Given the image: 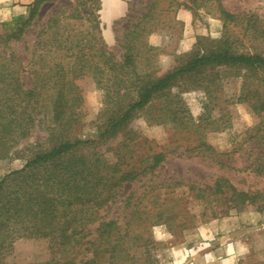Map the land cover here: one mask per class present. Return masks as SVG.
<instances>
[{"label":"trees","instance_id":"obj_1","mask_svg":"<svg viewBox=\"0 0 264 264\" xmlns=\"http://www.w3.org/2000/svg\"><path fill=\"white\" fill-rule=\"evenodd\" d=\"M48 1L54 0H34L25 14L0 24V161H24L21 168L0 178V236L10 242L23 237L49 238L54 252L44 264H154L159 243L152 230L167 224L172 231L169 224L176 216L166 206L168 198H162L166 193L156 192L153 185L139 196L131 192L122 201L127 213L122 224L107 215L125 184L151 174L166 154L153 153L145 161L137 160L134 139L116 149L113 161L89 150L95 141L76 134L85 115V94L97 89L107 104L116 103L103 120L100 136L105 137L124 128L138 111L151 108L178 80L204 73L206 84L200 89L210 96L216 91L213 68L257 73V83H243L238 102L258 118L246 130L252 131L249 140L255 138L261 145L248 167L264 177V50H240L231 29L240 27L253 42L264 45V21L250 13L229 12L221 0H201L217 7L222 35L205 44L199 40L191 52L177 54L170 70L157 74L159 49L147 36L159 26L177 23L174 14L180 8L192 9L187 0L127 1L129 13L135 15L127 16L133 21L131 27L117 32L119 57L99 36L101 0H72L39 28L25 69L12 44L23 40ZM24 74L29 75L30 85ZM167 111L173 115L171 104ZM45 120L50 146L40 142L22 146ZM175 121L181 124L178 131L182 133L184 120L179 116ZM187 133L191 134L190 129ZM235 151L252 153L243 146ZM191 189L194 199L203 197L200 187ZM212 189V195L228 194L234 207L257 205L264 211V188L243 191L218 178ZM211 215L216 217L217 212L212 210Z\"/></svg>","mask_w":264,"mask_h":264},{"label":"rangeland","instance_id":"obj_2","mask_svg":"<svg viewBox=\"0 0 264 264\" xmlns=\"http://www.w3.org/2000/svg\"><path fill=\"white\" fill-rule=\"evenodd\" d=\"M118 1L121 15L107 22L100 17L99 30L103 43L117 57L122 52L115 40L117 32L131 27L133 21L127 20V16L135 15L129 13L127 1L135 3L136 0ZM69 3L72 0L45 2L34 26L23 40L12 44L25 69H28L39 28L56 9ZM187 3L192 9L180 8L174 14L177 23L159 26L147 36L149 43L159 49L155 57L157 74L170 70L177 54L191 52L199 40L205 44L223 33V22L213 2L197 0L191 3L187 0ZM221 3L229 12L250 13L264 21V0H221ZM17 4L16 0H0V24L12 19L9 8ZM182 12L186 15H181ZM231 29L236 34L240 50H264V45L253 42L240 27ZM212 71L216 76L213 87L216 91L210 96L200 89L202 83L206 84L202 80L204 73L178 80L168 94L156 99L151 108L138 111L124 128L105 137L100 136L103 120L116 103L107 104L103 92L97 89L85 94V115L76 127V134L83 140L95 141L89 150L113 161L116 149L134 139L136 151L133 155L137 160L145 161L153 153L166 154L165 160L151 174L125 184L107 215V218H118L122 224L127 216L122 201L131 192L139 196L153 185L156 192L166 193L162 198H168L166 206L176 216L169 224L172 231L167 224H160L152 230L159 243L154 264L264 263L263 211L257 205L234 207L228 194L212 195V186L218 178L227 179L243 191L264 188V177L248 167L261 145L258 146L260 142L255 138L249 140L252 131L246 130L257 124L258 118L244 103L238 102L243 83H257L260 76L238 68L216 67ZM24 76L26 84L30 85L29 75ZM170 104L173 115L167 111ZM207 105L211 111L206 109ZM179 116L184 120L182 133L178 131L181 124L175 121ZM189 117L190 123L186 125ZM47 126L48 120H45L34 128L22 146L34 142L50 146L46 141ZM189 129L190 135L187 133ZM241 146L252 153L235 151ZM23 165L22 159L0 161V178ZM196 187L203 190L200 193L203 197L199 199L193 198L191 188ZM212 210L217 212L216 217H212ZM53 252L49 238L23 237L10 242L0 236V264H44L53 257Z\"/></svg>","mask_w":264,"mask_h":264},{"label":"crops","instance_id":"obj_3","mask_svg":"<svg viewBox=\"0 0 264 264\" xmlns=\"http://www.w3.org/2000/svg\"><path fill=\"white\" fill-rule=\"evenodd\" d=\"M17 5L9 8V14L11 15H21L25 14L27 6L31 4L34 0H16ZM118 0H101L102 8L100 10V17L104 22L112 20L121 15ZM180 15V14H179ZM181 15H186L182 12ZM180 17V16H179ZM264 214V211L262 212Z\"/></svg>","mask_w":264,"mask_h":264}]
</instances>
